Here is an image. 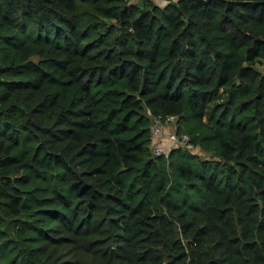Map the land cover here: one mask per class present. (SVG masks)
Listing matches in <instances>:
<instances>
[{
    "label": "trees",
    "instance_id": "1",
    "mask_svg": "<svg viewBox=\"0 0 264 264\" xmlns=\"http://www.w3.org/2000/svg\"><path fill=\"white\" fill-rule=\"evenodd\" d=\"M261 58L264 0H0V264H264Z\"/></svg>",
    "mask_w": 264,
    "mask_h": 264
},
{
    "label": "built area",
    "instance_id": "2",
    "mask_svg": "<svg viewBox=\"0 0 264 264\" xmlns=\"http://www.w3.org/2000/svg\"><path fill=\"white\" fill-rule=\"evenodd\" d=\"M176 121V114H166L162 118H154L150 125L151 148L154 157L166 156L173 148L203 153L187 132L178 130Z\"/></svg>",
    "mask_w": 264,
    "mask_h": 264
},
{
    "label": "rangeland",
    "instance_id": "3",
    "mask_svg": "<svg viewBox=\"0 0 264 264\" xmlns=\"http://www.w3.org/2000/svg\"><path fill=\"white\" fill-rule=\"evenodd\" d=\"M154 2H156V3H165L166 2V0L165 1H163V2H161L160 0H153ZM256 67L262 72V73H264V58H261V59H259L258 61H257V64H256Z\"/></svg>",
    "mask_w": 264,
    "mask_h": 264
},
{
    "label": "clouds",
    "instance_id": "4",
    "mask_svg": "<svg viewBox=\"0 0 264 264\" xmlns=\"http://www.w3.org/2000/svg\"><path fill=\"white\" fill-rule=\"evenodd\" d=\"M201 150V149H200ZM201 152H202V150H201Z\"/></svg>",
    "mask_w": 264,
    "mask_h": 264
},
{
    "label": "crops",
    "instance_id": "5",
    "mask_svg": "<svg viewBox=\"0 0 264 264\" xmlns=\"http://www.w3.org/2000/svg\"><path fill=\"white\" fill-rule=\"evenodd\" d=\"M133 1H135V0H133Z\"/></svg>",
    "mask_w": 264,
    "mask_h": 264
}]
</instances>
